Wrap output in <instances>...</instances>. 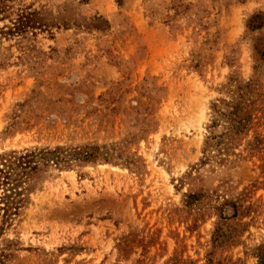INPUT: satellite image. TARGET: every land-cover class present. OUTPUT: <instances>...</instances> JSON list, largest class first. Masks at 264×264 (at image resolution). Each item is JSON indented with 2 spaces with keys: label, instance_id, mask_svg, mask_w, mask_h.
<instances>
[{
  "label": "rangeland",
  "instance_id": "obj_1",
  "mask_svg": "<svg viewBox=\"0 0 264 264\" xmlns=\"http://www.w3.org/2000/svg\"><path fill=\"white\" fill-rule=\"evenodd\" d=\"M9 5L0 264H264V0Z\"/></svg>",
  "mask_w": 264,
  "mask_h": 264
},
{
  "label": "trees",
  "instance_id": "obj_2",
  "mask_svg": "<svg viewBox=\"0 0 264 264\" xmlns=\"http://www.w3.org/2000/svg\"><path fill=\"white\" fill-rule=\"evenodd\" d=\"M10 1L11 0H0V14L8 12V9L11 8L9 5ZM16 15L17 17L11 20L12 26L9 28V31L10 33H23L28 27H31V17L33 16V13L23 10ZM45 153L54 154V152L50 151ZM45 153L41 150L38 153L27 152L25 155H17L16 152L8 155L0 154V188H3L4 190V195L1 197L4 206L0 208V211L4 212L3 222L9 220L13 214H16L18 209V201H16L15 198L12 199V192L17 187L16 182L20 181V173L25 172V169L28 167H32L33 159L36 156L41 155V157H43ZM15 194H19V192L16 191ZM2 229L3 227H1V230ZM2 253L4 254V252Z\"/></svg>",
  "mask_w": 264,
  "mask_h": 264
}]
</instances>
